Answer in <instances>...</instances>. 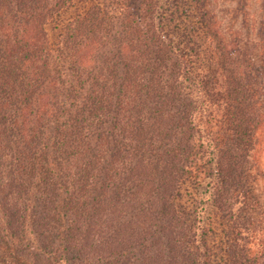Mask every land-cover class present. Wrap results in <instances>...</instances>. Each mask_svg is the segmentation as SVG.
Returning a JSON list of instances; mask_svg holds the SVG:
<instances>
[{
    "label": "trees",
    "instance_id": "16d2710c",
    "mask_svg": "<svg viewBox=\"0 0 264 264\" xmlns=\"http://www.w3.org/2000/svg\"><path fill=\"white\" fill-rule=\"evenodd\" d=\"M208 1L93 3L52 45L73 0H0V264H264V61Z\"/></svg>",
    "mask_w": 264,
    "mask_h": 264
},
{
    "label": "rangeland",
    "instance_id": "374dc122",
    "mask_svg": "<svg viewBox=\"0 0 264 264\" xmlns=\"http://www.w3.org/2000/svg\"><path fill=\"white\" fill-rule=\"evenodd\" d=\"M170 1L165 7L172 4V0ZM112 2L113 0H73L71 5L46 23L51 44L57 43L64 26L77 13L93 3L106 6ZM208 2L227 39L233 40L239 47L249 51L256 63L264 61V35L259 34L261 0H209ZM163 3L168 2L163 0ZM250 182L256 199L255 209L264 220V151L261 153V169L259 173L251 176ZM205 190V186L196 182L184 183L179 189L177 202L182 208L188 210L196 221L210 228L213 239L219 240L227 236L229 226L221 218L217 209L206 200Z\"/></svg>",
    "mask_w": 264,
    "mask_h": 264
}]
</instances>
